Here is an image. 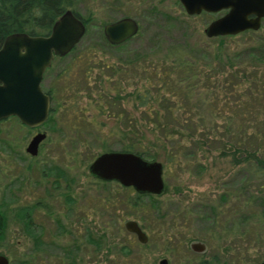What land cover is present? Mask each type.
I'll use <instances>...</instances> for the list:
<instances>
[{
	"label": "rangeland",
	"instance_id": "obj_1",
	"mask_svg": "<svg viewBox=\"0 0 264 264\" xmlns=\"http://www.w3.org/2000/svg\"><path fill=\"white\" fill-rule=\"evenodd\" d=\"M11 1L27 32L36 33V0H0V4L11 5ZM74 1V12L90 21L73 50L54 58L43 73L41 88L52 97L50 118L35 130L14 117L0 121V211L4 215L0 254L8 264H158L161 258L167 264H198L201 259L206 264H256L263 260L264 226L251 216L256 204L247 205L246 199L257 193L264 197V182L250 180L244 163L233 165L228 155L218 154L217 142L203 146V154L202 150L192 156L177 152L166 166L163 154L155 157L162 164L164 190L140 196L134 208L126 203L132 200V189L124 190L113 181L98 182L87 170L103 146L123 148V116L144 121L141 107L133 108L132 100H123V64L145 53L153 61L162 59L172 46L201 48L204 52L198 57L209 63L216 39L205 37L203 29L223 11L187 15L178 0ZM124 16L135 19L136 33L108 47L103 25ZM226 41L229 50L263 45L264 18L257 30ZM254 65V81L229 86L221 76L214 82L216 97H203L200 92L185 99L205 122L216 123L219 134L226 123L243 125V143L251 149L255 144L250 136L257 132L254 125L264 119L260 109L264 108V63ZM137 79L133 81L142 83ZM126 81L133 83L131 78ZM214 98L217 104L212 107ZM36 131L46 136L31 156L25 146ZM263 133L262 126L258 135ZM144 134L138 148L155 150L150 145L153 135L146 130ZM172 145V140L167 142L166 150ZM259 152L264 157V147ZM37 201L41 203L32 207ZM26 207L31 213L27 232L19 216ZM127 219L139 224L147 236L145 243L124 229ZM195 239L205 245L203 254L189 250L188 243Z\"/></svg>",
	"mask_w": 264,
	"mask_h": 264
},
{
	"label": "trees",
	"instance_id": "obj_2",
	"mask_svg": "<svg viewBox=\"0 0 264 264\" xmlns=\"http://www.w3.org/2000/svg\"><path fill=\"white\" fill-rule=\"evenodd\" d=\"M71 2L74 3L75 1L36 0L38 31L46 30L50 24V19L59 14L63 6L72 4ZM15 4L11 1V5L10 3L7 6L5 4L0 5V37L10 32L26 31L27 27L22 22V18H19L20 15L16 16L13 13ZM232 36L215 37L216 42L210 48L209 63L197 55L202 51L204 52L203 49L200 48L196 51L194 48L182 46L169 47L161 56L162 59L153 61L149 57L150 55L145 53L132 62H123V81L126 84L123 86V100H132L133 108L141 107L140 115L144 121L123 116L125 118H123V132H121L123 134L122 151L133 152L145 159L149 158V160H154L155 157L163 154V163L166 166L175 160L177 152H181L185 156H192L197 150H202L201 154H203L206 152V150L203 151V146L208 148L211 142H217L219 145L217 147L219 148L218 154L221 156L228 155L229 161L233 165L244 163L247 165L250 180L253 178L258 184L264 182V157L259 152L260 148L264 147V135H258V131L262 126L264 127V119L262 120L263 123L256 121L254 125L257 132L250 136L255 144L251 149L246 147L245 142L243 143V132L245 131L242 129L244 128L243 125L238 127L232 122L226 123L221 126L222 134H219L216 123L214 121L205 122L201 118L202 116H198L199 112L197 110L193 112V107L188 105L185 100L189 95L196 93L199 95L200 92L203 97L205 95L206 97L207 95L216 97L217 91L214 88V82L221 76H224V82H227L229 86L232 83L241 85L252 81V79L254 81L256 73L254 68L257 67L254 64L264 63V44L255 48L242 47L229 50L226 40ZM103 40L108 47L114 48L120 44L112 45L107 43L104 38ZM115 70H121V68H115ZM128 78H131L132 81L133 78H138L137 80L142 83H137V81H133L132 84L127 83ZM126 87L131 88L127 90ZM200 88L203 89L200 90ZM214 100L210 106L217 104V99L214 98ZM51 111L53 110L50 109ZM193 115L198 117L192 119ZM50 116L47 117V120ZM144 130L153 135L150 142V145L155 149L153 151L138 148L140 145L138 141L144 140ZM239 131L242 137L238 135ZM171 140L173 145L169 150H166V143ZM103 151L108 150L103 146L101 152ZM196 166L204 167L201 163H197ZM98 182L103 183L105 181L98 180ZM244 184L238 186L240 191L244 189ZM122 188L124 190L132 189L131 187ZM142 195L144 194L134 191L132 200L126 203L134 208L137 205V199ZM147 196L151 195L147 194ZM223 198L221 196V199ZM246 200L247 205L250 201L256 204L255 212L251 216L260 226H264L263 195L250 194ZM19 216L27 232L31 228H29L30 218L26 208L20 209ZM3 226L4 215L0 211V235ZM231 230L233 233L237 232L234 229Z\"/></svg>",
	"mask_w": 264,
	"mask_h": 264
},
{
	"label": "water",
	"instance_id": "obj_3",
	"mask_svg": "<svg viewBox=\"0 0 264 264\" xmlns=\"http://www.w3.org/2000/svg\"><path fill=\"white\" fill-rule=\"evenodd\" d=\"M187 15L200 12L223 11L203 29L205 37L236 35L246 30H257L264 18V0H178ZM138 24L132 17H121L103 25L102 33L108 43L119 44L133 36ZM82 21L66 10L53 23L46 36L11 33L0 45V120L15 117L27 127L42 124L50 110V98L40 86L43 72L54 56L67 54L84 34ZM44 132L32 135L25 151L37 152ZM95 179L113 181L131 187L139 194L157 195L164 190L162 164L122 150H108L97 154L87 166ZM124 228L136 235L140 242L145 234L132 219L123 222ZM193 251L202 252L205 245L196 240L189 243ZM0 264H8L0 254ZM158 264H166L161 258ZM259 264H264V260Z\"/></svg>",
	"mask_w": 264,
	"mask_h": 264
},
{
	"label": "flooded vegetation",
	"instance_id": "obj_4",
	"mask_svg": "<svg viewBox=\"0 0 264 264\" xmlns=\"http://www.w3.org/2000/svg\"><path fill=\"white\" fill-rule=\"evenodd\" d=\"M1 5V4H0ZM73 7H74V3H72V4H68V5H66V6H63V8L61 9V12L59 13V14H57V15H55V16H53L51 19H50V24H49V26H48V28L46 29V30H43V31H37L36 33L35 32H27V30L26 31H15V32H10V33H6L5 35H2L1 37H0V45L2 44V41H3V39L5 38V36H7V35H9V34H11V33H17V32H24V33H27V34H29V35H41V36H46V35H48L49 34V31H50V29H51V27H52V25H53V23L62 15V13L64 12V11H66V10H69L74 16H76L77 18H79L81 21H82V23H83V25H84V27H85V30H86V27L88 26V23H89V21H90V18L89 17H85V18H82V17H80L79 15H77L75 12H74V9H73ZM201 13V12H200ZM206 13H208V12H206ZM216 18V17H215ZM213 20V19H212ZM211 21V20H210ZM209 21V22H210ZM208 22V23H209ZM207 23V24H208ZM106 24V23H105ZM85 32V31H84ZM102 36H103V33H102ZM103 38H104V36H103ZM105 39V38H104ZM105 41L107 42V40L105 39ZM108 43V42H107ZM110 44V43H109ZM66 55V54H65ZM64 56V55H63ZM58 58V57H62V56H54L53 57V59L54 58ZM52 59V60H53ZM52 60H51V62H52ZM51 64V63H50ZM46 70V69H45ZM44 73V72H43ZM43 76V75H42ZM42 80V79H41ZM40 86H41V82H40ZM42 89V88H41ZM45 94H47L48 96H49V98H50V103H51V101H52V97H51V94H50V91L49 90H46V91H44V90H42ZM50 109H51V107H50ZM49 112H50V110H49ZM48 115H49V113H48ZM9 117H13V116H9ZM48 117V116H47ZM15 118V117H14ZM5 119V118H4ZM3 120V119H2ZM1 121V120H0ZM23 125V124H22ZM41 125V124H40ZM40 125H38V126H35V127H27L28 129H31V130H35L37 127H39ZM25 126V125H24ZM39 131H36L35 133H38ZM41 132V131H40ZM34 133V134H35ZM33 134V135H34ZM46 136V135H45ZM32 137V136H31ZM30 137V138H31ZM30 138H29V140H30ZM45 138V137H44ZM43 138V139H44ZM42 139V140H43ZM28 140V141H29ZM41 140V141H42ZM40 141V142H41ZM39 142V143H40ZM28 143V142H27ZM39 143H38V145H39ZM27 145V144H26ZM37 151H38V146H37ZM26 152V151H25ZM27 153V152H26ZM29 154V153H28ZM36 154H37V152H36ZM35 154V155H36ZM30 155V154H29ZM31 156H34V155H31ZM65 199V201H69V202H72L73 203V200L71 199V198H64ZM41 202L40 201H37L35 204H33V206L32 207H34V205L35 206H37V205H39ZM29 209H31V208H29ZM26 210H27V212H28V216H29V218H31L30 217V211L28 210V207H26ZM133 220V219H132ZM135 221V220H134ZM136 222V221H135ZM138 224V223H137ZM139 225V224H138ZM140 227V226H139ZM141 228V227H140ZM125 229V228H124ZM126 230V229H125ZM142 230V229H141ZM127 231V230H126ZM143 231V230H142ZM88 232V231H87ZM127 232H129V231H127ZM144 232V231H143ZM129 233H131L134 237H135V239L139 242V243H145L146 241H147V236H146V234H145V232H144V234H145V241L144 242H140L138 239H137V237H136V235L134 234V233H132V232H129ZM88 240H90V238L88 237L87 238ZM191 241H196V239L195 240H191ZM199 241V240H198ZM190 243V242H189ZM189 243H188V248H189ZM189 250L190 251H192V252H194V253H197V254H203L204 252H205V250L204 251H202V252H197V251H193L192 249H190L189 248ZM166 260V259H165ZM264 260V259H263ZM263 260H261V261H263ZM261 261H259V262H257L256 264H259ZM159 262V261H158ZM166 264H167V261H166ZM198 264H206V261L205 260H203V259H201V260H199L198 261Z\"/></svg>",
	"mask_w": 264,
	"mask_h": 264
}]
</instances>
